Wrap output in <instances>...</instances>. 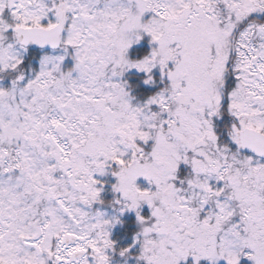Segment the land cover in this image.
Returning <instances> with one entry per match:
<instances>
[{
    "label": "snow or ice",
    "instance_id": "obj_1",
    "mask_svg": "<svg viewBox=\"0 0 264 264\" xmlns=\"http://www.w3.org/2000/svg\"><path fill=\"white\" fill-rule=\"evenodd\" d=\"M118 258L264 264V0H0V264Z\"/></svg>",
    "mask_w": 264,
    "mask_h": 264
},
{
    "label": "trees",
    "instance_id": "obj_2",
    "mask_svg": "<svg viewBox=\"0 0 264 264\" xmlns=\"http://www.w3.org/2000/svg\"><path fill=\"white\" fill-rule=\"evenodd\" d=\"M111 194L109 193V196ZM134 227V225L131 222V218H129V220L126 222L125 225H117L116 228L114 229V238H116L118 240L119 243L124 244L127 242V240L130 238L129 236H126L125 233V228H127L129 230V233L131 231V229ZM121 260V262H123L122 258H118ZM132 264L135 263V261L131 262Z\"/></svg>",
    "mask_w": 264,
    "mask_h": 264
},
{
    "label": "rangeland",
    "instance_id": "obj_3",
    "mask_svg": "<svg viewBox=\"0 0 264 264\" xmlns=\"http://www.w3.org/2000/svg\"><path fill=\"white\" fill-rule=\"evenodd\" d=\"M119 226H121V225H119ZM132 261H135L134 258H129L127 264H132V263H131ZM121 264H124V262H121ZM134 264H135V263H134Z\"/></svg>",
    "mask_w": 264,
    "mask_h": 264
}]
</instances>
